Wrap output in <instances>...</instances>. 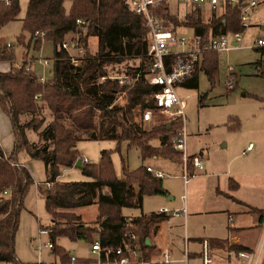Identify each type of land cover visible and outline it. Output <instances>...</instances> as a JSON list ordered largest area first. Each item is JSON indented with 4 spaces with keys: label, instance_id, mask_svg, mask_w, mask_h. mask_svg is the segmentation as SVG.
<instances>
[{
    "label": "trees",
    "instance_id": "trees-1",
    "mask_svg": "<svg viewBox=\"0 0 264 264\" xmlns=\"http://www.w3.org/2000/svg\"><path fill=\"white\" fill-rule=\"evenodd\" d=\"M66 1L29 0L23 17V30L30 34L31 41L35 40L37 48H41L45 39L54 43L53 77L43 80L26 58L18 64L15 53H8L7 42L0 36V60L11 61L8 71H0V108L9 116L15 135L11 155L7 156L0 144V264H24L16 253V233L25 197L35 179L30 169L18 160L21 150H26L31 158L44 161L46 179L39 185V191L51 215L49 225L53 228L51 238L54 241L66 236L92 242L99 237L103 244L117 245L127 229V221L132 219L136 223L134 229L147 248L150 244L146 237L151 225L167 216L165 213H143L130 218L123 214L122 207H141L144 195L167 194L168 191L162 178L148 170L147 165L134 171L125 168V177H118L110 151L106 149L101 151L98 163L82 162L85 163L81 167L83 173L92 179H58L64 168L75 166L81 158L77 143L83 139L127 140L130 146L141 149L144 159L155 154L174 158L180 153L172 143L173 123L145 129L133 116L132 107L137 104L155 106L150 94L162 89L160 84L148 81V71L142 70L139 80L127 90L128 105L114 103V92L125 89L126 85L112 78L100 80L102 75L110 74L107 69L110 63L147 60L149 38L144 16L134 12L126 0H69V7ZM193 8L181 16L172 13L168 4L156 11L164 16L165 27L177 31L180 26H188L203 40L244 28L238 7L228 6L223 14L214 11L207 20L201 16L204 12L201 6ZM20 10V0L0 3V29L18 18ZM78 18L88 21L86 31L79 30L80 44L85 48L82 67L73 65L70 52L61 47L66 36L78 30ZM92 36L98 40L96 52L91 51ZM24 40L22 33L18 41ZM260 49L262 57L257 63L264 76V46ZM218 64L219 51H207L202 66L181 85L198 88L200 69L214 84L213 71ZM137 69L132 65L118 67L115 74L135 73ZM30 131L38 134V141L31 140ZM155 139L160 145L153 144ZM48 181L53 184L46 186ZM6 190H10L9 195L2 194ZM94 203H98L99 213L95 220L87 222L76 210ZM254 210L260 214L259 222H263L264 208ZM209 239L212 247L253 250L246 244H230L227 238ZM54 250L63 260L69 259L72 252L58 244Z\"/></svg>",
    "mask_w": 264,
    "mask_h": 264
},
{
    "label": "rangeland",
    "instance_id": "rangeland-1",
    "mask_svg": "<svg viewBox=\"0 0 264 264\" xmlns=\"http://www.w3.org/2000/svg\"><path fill=\"white\" fill-rule=\"evenodd\" d=\"M28 3L29 0H20L21 10L18 18L1 27L0 36L7 42L5 48L8 53L11 51L15 53V60L18 64H21L24 58H26L29 60L30 66L33 62L36 73L40 76L51 78L53 77L51 67L54 55V43L51 40L45 39L41 48H37L35 40L31 41L30 34L23 30V17L26 14ZM69 5L70 1L67 0L66 7H69ZM258 8L252 12H255V14L253 19H251V25L243 31V42L241 41L243 45H241H245V47L219 52V66L214 71V84L211 83L207 73L201 70L199 72L198 88H188L181 84L178 86V91L181 97L184 98L186 104V114L188 117L187 129L189 134V141L187 143H192L195 149H200L203 146L204 160L206 163L208 161V164L212 162L222 165L223 158L225 161H228V158L230 159L236 153H240L241 143L243 141L248 142L249 137L255 131L261 133L264 139V100L261 98L264 97V76L260 73L261 67H255L256 62L262 57V50L259 49L257 51L254 48L260 35L264 36V5ZM193 9V7H177L174 5L171 10L174 13L177 12L175 15L179 14L181 16ZM213 14L214 12L205 8L201 16L207 20ZM186 29L189 33H193L194 31L192 28H188V26L179 27V30ZM22 33L25 34V40L21 43L18 41V37ZM72 36V33H70L66 36V39H70ZM8 43L12 44V47ZM90 46L91 51L96 52L98 47L96 36L91 37ZM45 58L51 59L49 64L45 63ZM128 65L134 67L142 65L144 70H147L146 61L141 63L139 59H129L115 64L110 63L107 65V69L110 74H115L118 67L126 68ZM229 65L234 67V73L236 74V82L231 89H228L226 81V71ZM10 67V60H0V69ZM100 80H103L102 77ZM203 95H206L205 98H201ZM119 104L122 105L121 102ZM163 123L175 122L174 120L169 121L168 117L162 116V121L155 125ZM9 126V118L0 109V133L5 136V146L3 147L11 155L14 149L15 138L10 132L11 126ZM142 126L145 129H150L153 127V124L147 123L142 124ZM29 134L31 140H39L37 133L30 131ZM227 142H230L228 146L225 145ZM6 145L9 147V150H7ZM77 149L79 150L80 156L89 159V164L100 161L102 150L106 149L110 151L116 174L121 178L125 177V168L129 171H134L149 163H154L153 165L161 163L160 167L166 173L165 182L171 181V184L175 186L179 194L187 192L184 180L181 177L182 168L180 169L178 165V163L182 167L184 165V159L181 153L174 158L163 156L166 158L150 157L144 159L141 149L135 145L130 146L127 140L118 141L116 139L106 138L80 140L77 143ZM240 158L238 157L234 164L244 162ZM18 159L29 167L35 183L29 188L24 200V206L20 212L15 248L18 258L24 264H35L39 259L37 240L40 223L43 225H49L51 223V216L45 208V199L42 195L37 194L36 187L37 181H44L46 179V170L44 161L40 158H31L26 150L19 152ZM257 159H260V157ZM188 163L190 164L191 162L188 160ZM60 178L63 181L92 179L90 176L84 174L81 167L78 166L63 170V175ZM173 193L175 194V192ZM2 194L9 195V193L3 191ZM162 197L161 195L146 196L144 210L151 211L158 209L161 205ZM178 200L179 197L175 203ZM169 207L172 208L170 205ZM136 208L124 207L122 212L125 214H140L142 212L141 207ZM76 211L82 215L85 221L91 222L97 218L99 205L98 203H94L82 206ZM43 239L48 241L50 240V236L44 235ZM55 242L69 251L73 250L78 256L86 257L91 255V242L85 239L74 240L62 236L56 238ZM182 244V248L184 249L185 241ZM185 249L182 253L184 257ZM44 257L46 259L52 258L48 249H44ZM182 264H192V262H189L188 257L186 262L185 257Z\"/></svg>",
    "mask_w": 264,
    "mask_h": 264
},
{
    "label": "built area",
    "instance_id": "built-area-1",
    "mask_svg": "<svg viewBox=\"0 0 264 264\" xmlns=\"http://www.w3.org/2000/svg\"><path fill=\"white\" fill-rule=\"evenodd\" d=\"M12 0H0V3L10 4ZM131 9L137 14L143 15L145 24L148 27L149 45L147 51V60L140 58L142 62L146 61L148 76L147 79L152 84H160L162 89L151 93L155 106L144 107L137 104L132 107L134 118L141 124H157L162 121V116L168 117L169 121L174 120V131L172 143L179 150L184 159L182 178L187 184L196 170L204 167V161L200 155L190 156L188 153V129L186 114V104L181 97L178 86L186 77L190 76L201 65L204 54L209 50H230L241 47L243 31L251 25L252 12L264 4V0H126ZM163 4H168L170 9L174 5L177 7H195L201 6L217 14H223L228 6L238 7L240 10L241 23L243 30L227 32L215 36L209 40H203L201 36L189 33L186 30H173L165 27L164 16L159 14L156 9ZM172 13L173 10H171ZM174 14H177L175 12ZM78 30L72 33L70 39H65L61 47L70 52L71 63L75 66H83L85 57V48L80 44V33L86 31L88 21L84 18L77 19ZM81 30V31H79ZM39 33V31H37ZM44 32L42 31L41 34ZM231 35V36H230ZM12 47V44L8 43ZM255 45L264 46V36L259 37ZM45 63L49 64L51 59L45 58ZM138 69L133 72H122L119 74L102 75V79H117L121 85L127 87L114 92V103L121 102L122 105L129 104L128 89L133 86L140 78L142 65L136 66ZM45 80L46 77L42 76ZM226 81L228 89L233 88L236 82L234 67L229 65L226 71ZM176 124V126H175ZM172 125V124H171ZM253 147V142H249L247 149ZM244 150L243 153H246ZM191 157V158H190ZM191 159V160H190ZM188 160L191 162L188 163ZM82 162H88L87 157L81 156ZM156 176L163 177L165 173L162 170L147 166ZM52 181L45 182L46 186H51ZM10 191V190H9ZM8 190L5 193H9ZM185 197V196H184ZM160 213L186 215V209L172 210L169 207H161ZM229 220L233 221L234 216L229 215ZM127 229L122 235L121 241L117 245L103 244L99 237H96L90 246V256H78L74 251L70 253V258L63 260L55 252V241H45L44 235H52L53 228L50 225H40L37 242L39 259L35 264H153L163 262L171 264L174 261L172 252L166 248L162 252V258L155 260L148 255V250L141 239L139 233L134 229L136 223L129 219L126 223ZM230 244H233L230 242ZM44 249H48L51 257H44ZM189 249L186 246L185 257ZM227 260L224 264H264V244L260 249L253 250H235L229 248L226 250ZM185 259V258H184ZM200 260L201 264H215L214 253L211 241L208 237L200 240Z\"/></svg>",
    "mask_w": 264,
    "mask_h": 264
},
{
    "label": "crops",
    "instance_id": "crops-1",
    "mask_svg": "<svg viewBox=\"0 0 264 264\" xmlns=\"http://www.w3.org/2000/svg\"><path fill=\"white\" fill-rule=\"evenodd\" d=\"M261 6L259 8H261ZM254 14L255 12L252 13V19ZM260 37L263 36L260 35ZM241 44L243 45V43ZM244 47L245 45L232 49H242ZM262 47L263 46L261 45H255L254 48L258 51ZM202 61L200 67L202 66ZM218 66L214 69V71L218 68ZM31 67L34 69L33 62L31 63ZM255 67L259 68L257 62ZM9 69L10 68L0 69V71H8ZM201 70L203 69H200L199 72ZM256 96L258 97V95ZM261 98L263 99L264 97ZM1 111L9 118V116L2 109ZM9 122L11 126H9L11 130L10 132L15 138L10 118ZM249 142H253V147L247 149ZM0 144L5 154L8 156L10 153L5 151L3 147L5 146V136L2 133H0ZM153 144L158 146L160 145V142L158 139H155ZM229 144L230 142H227L225 145L228 146ZM192 145V143L189 144L188 142V153L191 156L200 155L204 161V167L196 170L194 176H192L190 181L185 184L186 193H177L176 188L173 184H171V181L165 182L164 179L166 177V173L164 169L160 167L161 163L158 165L149 163L146 165L162 170L165 173V175L161 178L163 180L164 188H166L168 193L144 195L141 206L142 212L140 214L123 213L131 218L140 216L143 213L147 215H150L151 213H160L158 211L161 207H169V205L172 206V210L182 208L186 209L185 216L166 214V217H161L160 220H156L151 225L149 236L146 237V242L150 244V247H147L148 255L155 260H160L162 258L163 250L169 248L174 258V261L171 264H182L185 258L182 253L187 246L189 249V262H192V264H201L200 239L203 237L227 238L231 243L238 242L249 245L254 250H259L262 244H264V221L259 222L260 214L255 211L254 208H264V139L261 136V133H258L257 131L252 133L248 142L243 141L241 143V152L236 153L230 159L227 156L228 161H225L223 158L222 165L212 162L208 164V161L206 163L204 160L203 146L200 149H195ZM6 148L9 150L7 145ZM244 150H247L246 153H243ZM150 157L166 158L157 154L147 158ZM238 157H241V161L244 162L240 161L241 163L234 164ZM258 157H260V159H257ZM19 162L25 164L21 160H19ZM178 165L181 169V164L178 163ZM72 167H66L63 170ZM63 170L61 175L58 177L59 180H61L60 177L63 175ZM42 182L43 181H37L36 183L37 194L40 195L39 185H41ZM173 192H175V194ZM153 195H161L164 197L161 198V205L156 210L153 209L151 211H145V198L146 196ZM178 197L179 200L175 203ZM123 208L124 207H122V209ZM136 209H138V207ZM230 214L234 216L233 221L229 220ZM183 227L184 230L182 231ZM183 241H185L184 249L182 248ZM212 249L215 264H224L228 259L226 250L217 246L212 247Z\"/></svg>",
    "mask_w": 264,
    "mask_h": 264
},
{
    "label": "water",
    "instance_id": "water-1",
    "mask_svg": "<svg viewBox=\"0 0 264 264\" xmlns=\"http://www.w3.org/2000/svg\"><path fill=\"white\" fill-rule=\"evenodd\" d=\"M82 161H81V158H78L76 163H75V166H78V167H82Z\"/></svg>",
    "mask_w": 264,
    "mask_h": 264
}]
</instances>
